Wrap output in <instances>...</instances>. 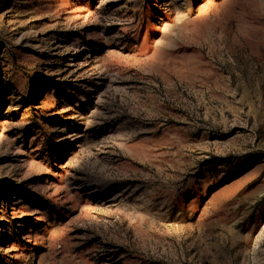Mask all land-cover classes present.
Here are the masks:
<instances>
[{
	"label": "rangeland",
	"instance_id": "1",
	"mask_svg": "<svg viewBox=\"0 0 264 264\" xmlns=\"http://www.w3.org/2000/svg\"><path fill=\"white\" fill-rule=\"evenodd\" d=\"M0 264H264V0H0Z\"/></svg>",
	"mask_w": 264,
	"mask_h": 264
}]
</instances>
